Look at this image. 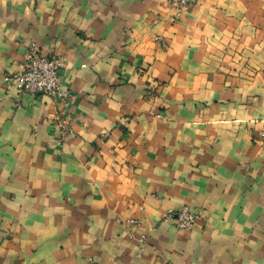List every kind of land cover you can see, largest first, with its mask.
<instances>
[{
  "label": "crops",
  "instance_id": "crops-1",
  "mask_svg": "<svg viewBox=\"0 0 264 264\" xmlns=\"http://www.w3.org/2000/svg\"><path fill=\"white\" fill-rule=\"evenodd\" d=\"M170 13L0 0V264H264V0ZM31 41L64 99L3 79Z\"/></svg>",
  "mask_w": 264,
  "mask_h": 264
},
{
  "label": "built area",
  "instance_id": "built-area-1",
  "mask_svg": "<svg viewBox=\"0 0 264 264\" xmlns=\"http://www.w3.org/2000/svg\"><path fill=\"white\" fill-rule=\"evenodd\" d=\"M171 9L169 22H173L180 17L183 11L192 5L195 0H166ZM165 43H162L164 46ZM62 58L59 55L43 54L35 41L27 45L25 59L21 69L12 73L3 74L5 81L14 83L15 89L19 93L35 94L42 92L48 96L64 99L69 93L60 87V69ZM65 127V126H63ZM169 217L174 221L176 227L190 229L193 227L196 215L186 205H180L175 211L169 212ZM132 224L140 220L132 218ZM89 264L92 259L88 258Z\"/></svg>",
  "mask_w": 264,
  "mask_h": 264
}]
</instances>
